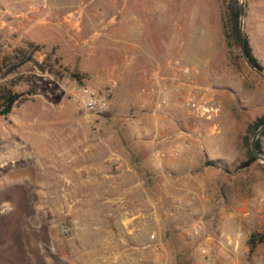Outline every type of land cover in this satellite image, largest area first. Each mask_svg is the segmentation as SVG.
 I'll use <instances>...</instances> for the list:
<instances>
[{
  "label": "rangeland",
  "instance_id": "obj_1",
  "mask_svg": "<svg viewBox=\"0 0 264 264\" xmlns=\"http://www.w3.org/2000/svg\"><path fill=\"white\" fill-rule=\"evenodd\" d=\"M229 3L0 0V86L13 85V91L24 95L7 117H0V264H163L144 260V253L158 250L145 248L150 242L140 244L138 228L121 225L127 217L134 220L130 225L140 224L136 210L141 198L119 195L117 185L108 194L114 186L106 184L95 190L103 195H77L78 166L87 160L81 147L100 144L98 152L105 153L102 143L113 142L119 148L123 142L143 139L139 130L147 124L146 115L170 116V96L158 109L163 91L155 87L150 107L143 96L132 102L121 93L117 74L131 59L154 72L153 80L172 75L180 86H197L208 63L217 82L224 75L232 80L238 108L244 110L243 116L237 114L240 125L246 128L264 116V79L245 64L240 44L230 33ZM258 4L264 6V0H246L245 16V31L257 42L264 36V19L259 16L264 9H257ZM257 16L259 22L254 21ZM27 42L39 46L35 58L42 62L49 56L59 74L30 69L29 63L4 75L2 59ZM84 88L107 100L105 112L79 106ZM201 120L210 132L213 118ZM159 121L153 123L161 128ZM237 133L225 158L213 156L209 161L215 163L211 172L219 174L221 193L207 198L210 212L197 219L208 221L213 226L210 235L220 240L224 226L231 224L227 234L232 232L249 248L253 233L264 234V162L240 167L247 149L243 134ZM261 140L264 152V136ZM207 153L212 157L209 149ZM222 153L224 149L218 155ZM87 184L85 191L93 194L92 183ZM121 235L133 238L132 245ZM242 264H264V240L244 254Z\"/></svg>",
  "mask_w": 264,
  "mask_h": 264
},
{
  "label": "crops",
  "instance_id": "obj_2",
  "mask_svg": "<svg viewBox=\"0 0 264 264\" xmlns=\"http://www.w3.org/2000/svg\"><path fill=\"white\" fill-rule=\"evenodd\" d=\"M256 8L264 9V6L258 4ZM259 16L264 19V14L261 13ZM259 16L254 18L255 22L260 21ZM258 26L260 28V25ZM246 35L248 37V32ZM249 42L254 55L262 64L264 36L261 41L249 39ZM131 47H135L133 43ZM204 66L207 68L204 67L202 71L203 83L198 80L197 86L182 85L180 93L173 91L169 95L170 116L146 115L147 124L139 130L143 139L123 142L119 148H116L113 142L102 143L106 146L105 153L98 152L102 148L100 144H83L81 147V156L83 159L86 157L87 160H83L78 166L81 173V187L77 195H103L102 192L95 190L100 191L103 188L100 186L106 184L108 187L114 186L107 190L108 194H113L117 185L120 186L119 195L141 198L140 208L136 210L139 212L140 224L135 226V223H131L130 225L128 222L134 220L127 217V220L121 221V225L123 228H138L141 236L137 239L143 245L151 242L150 234H156L155 242L159 250L156 254L144 253L147 255L143 256L146 261L156 260L163 264H242L244 254L249 251L243 240H238L232 232L227 234L229 229L233 228L231 224L224 226L222 240L212 237L211 241L201 242L198 238L191 236L189 231L195 221H200L203 224V234L210 235L209 232L212 231L213 226L208 221L203 222L202 219L197 218L210 212L207 198L221 193V188L218 184L219 174H213L207 162L212 161L213 156L220 160L225 158L227 149L234 146V143L229 142L238 134L237 132H241L244 138L249 125L252 124L244 128L237 121V114L240 113L243 116L244 110L238 108L239 99L237 92L231 86L232 80L229 76H221L217 82L212 78L213 69L210 65L205 63ZM124 69L117 74L121 93L126 97L130 96L132 102L143 96L149 107L154 104V99L147 92L150 88L155 87L163 91L165 83L168 85L165 84L164 87L170 88L178 84L172 75L167 74H164L165 80L160 81L156 78L153 80L155 73L141 67L140 62L137 63L133 59ZM190 91H195L198 102L214 111L210 132L206 129V123L184 108V94ZM154 120L162 121L164 128L154 124ZM218 125L220 129L216 131ZM238 127H240L239 131ZM215 133L218 136L212 137ZM154 134L156 137L153 139ZM168 137H172V141H164V138ZM182 142L186 144L185 149L180 155H174L173 151ZM207 149L211 151L212 157L207 153ZM222 149L225 153L218 155ZM162 153H166L167 156L162 158ZM89 182L92 183L93 194L85 191ZM121 238L124 239L125 244L127 242L128 245H132L133 238L124 235H121ZM199 242L206 244L214 251L215 257L211 262H205L200 256L197 250ZM118 255L119 253L114 254L116 257Z\"/></svg>",
  "mask_w": 264,
  "mask_h": 264
},
{
  "label": "trees",
  "instance_id": "obj_3",
  "mask_svg": "<svg viewBox=\"0 0 264 264\" xmlns=\"http://www.w3.org/2000/svg\"><path fill=\"white\" fill-rule=\"evenodd\" d=\"M229 12V30L231 35L235 38L236 42L239 43V19H240V2L239 0H230L228 6ZM40 50V47L35 45L34 43L27 42L21 48L15 50V52L9 56H6L1 61V70L4 68L6 72L4 75L15 74L22 66L26 64H31L30 69L37 70L41 73L47 72H55V74H59L58 71L54 70L52 64H50V57L48 56L44 61L39 62L35 58V54ZM245 50L246 54L251 61L252 64L263 69V65L259 62L256 56L253 53V49L249 42V39L246 35L245 39ZM13 85L11 87L0 86V117H7L14 106L20 103L23 100V94L17 93L12 90ZM264 122V116L258 118L255 122L249 125L246 135L243 138V144L247 149V160L242 162L240 167H248L253 164L256 160L251 151L250 143L251 138L258 127ZM264 136V132L261 137L258 139L257 147L259 150L263 151L262 140L261 138ZM214 162H207V165H213ZM264 234L253 233L249 240V252H252L258 243L263 242Z\"/></svg>",
  "mask_w": 264,
  "mask_h": 264
},
{
  "label": "built area",
  "instance_id": "obj_4",
  "mask_svg": "<svg viewBox=\"0 0 264 264\" xmlns=\"http://www.w3.org/2000/svg\"><path fill=\"white\" fill-rule=\"evenodd\" d=\"M166 78H164L165 80ZM180 93V84L178 83L176 86L170 88V87H165L163 90V93L161 94L162 100L158 102L157 108L162 109L165 107L167 103L166 97L170 95L172 92ZM148 94L151 96H154L156 94V89L153 87L150 88L148 91ZM185 107L187 110L191 112L193 116H195L197 119H207L210 120L213 118V110L209 109L202 103L198 102L195 98V93L194 91H190L186 94L185 98ZM78 101H79V106L82 107V109L89 111V112H94V113H103L107 110L108 108V102L105 98L99 97L98 94H96L94 91L84 88L80 91L78 95ZM183 132V131H182ZM164 141H172V137L164 138ZM186 144L184 142L180 143L179 147L176 148L173 151L174 155H180L183 150L185 149ZM167 156L166 153H162L161 157L165 158ZM192 236L198 238L201 242L202 241H211L213 238L210 235H204L203 234V225L200 221H195L192 224V229H191ZM156 235L152 234L151 235V242L145 246V248H154L155 250H159L158 244L155 242ZM197 250L200 253V256L205 262H211L214 257L215 253L214 251L207 246L206 244H200V242L197 244Z\"/></svg>",
  "mask_w": 264,
  "mask_h": 264
},
{
  "label": "water",
  "instance_id": "obj_5",
  "mask_svg": "<svg viewBox=\"0 0 264 264\" xmlns=\"http://www.w3.org/2000/svg\"><path fill=\"white\" fill-rule=\"evenodd\" d=\"M245 16H246V0H241L240 2V19H239V44H240V50L242 58L245 62V64L248 66L250 70L255 72L257 75L262 77L264 79V68L260 69L259 67L255 66L251 63L249 60L246 50H245V39H246V33H245ZM264 132V122L258 127V129L255 131L251 138L250 148L251 151L255 157V160L257 162H264V152L259 150L257 147L258 139L261 137V135Z\"/></svg>",
  "mask_w": 264,
  "mask_h": 264
}]
</instances>
